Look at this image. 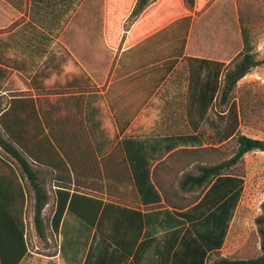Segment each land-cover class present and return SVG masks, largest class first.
I'll list each match as a JSON object with an SVG mask.
<instances>
[{
    "label": "trees",
    "instance_id": "1",
    "mask_svg": "<svg viewBox=\"0 0 264 264\" xmlns=\"http://www.w3.org/2000/svg\"><path fill=\"white\" fill-rule=\"evenodd\" d=\"M82 1L32 0L30 19L12 33H0V94L13 70L31 79L34 87L81 85L79 77L88 78L58 41ZM155 1L107 0L109 43L115 45L121 23L130 12L133 16L142 14ZM211 1L160 0L146 14L158 9L163 21L179 17L188 28L189 11L199 13ZM241 25L244 48L227 66L223 62L200 59L211 65L210 104L219 92L230 98L239 81L264 62L256 58L250 30L242 18ZM42 81L45 83H40ZM81 98L85 100L86 97ZM20 101L30 102L35 108L37 140L35 135L28 137L26 125L13 122L15 104ZM83 113L88 136L100 157V161L95 162L97 167L91 159L84 160L85 166L91 169L88 173H80L74 151L68 149L71 141L58 137L46 115L39 114L35 98L26 92L12 94L8 107L2 108L0 96V146L8 154L0 152V260L18 264L23 257L34 256L28 253L25 241L28 188L23 177L35 194V223L42 234L43 209L50 195L40 183L35 166H43L52 170L58 183L54 190L56 204L52 227L61 231L62 250L58 260L61 264H129L135 249L145 245L152 255H157L161 264H207L209 255L224 246L245 188L244 176L224 170L248 152L264 151V139L240 133L241 108L232 103L227 115L226 138L236 139V155L228 162L204 166L198 175L190 176L195 183L203 185L206 182L210 187L197 204L186 210L163 205V195L152 180V167L180 144L199 141L167 138L160 144L126 138L121 142L105 99L97 92L88 95L86 108L82 106ZM39 130L45 140L39 137ZM130 144L137 150L136 154L130 150ZM115 145H124L127 151L125 166L119 174H112L107 168L110 158L107 153ZM116 176L125 186L114 183ZM92 181L99 185L100 191L107 193L108 200L84 188L90 187L83 185H90ZM139 203L146 205L147 210H142ZM257 222L261 225L262 255L248 260L223 258L221 264H264V216Z\"/></svg>",
    "mask_w": 264,
    "mask_h": 264
},
{
    "label": "crops",
    "instance_id": "2",
    "mask_svg": "<svg viewBox=\"0 0 264 264\" xmlns=\"http://www.w3.org/2000/svg\"><path fill=\"white\" fill-rule=\"evenodd\" d=\"M159 1L156 0L137 16L130 12L121 23L115 45H111L107 33V0H83L60 33L58 41L71 53L88 78L80 76L81 85L45 84L46 86L34 87L31 79L21 71L13 70L1 91V105L2 108L8 107L12 94L20 92H26L35 98L39 114L46 115L58 137L71 141L68 149L74 151L80 173L91 170L87 164L85 166V159H91L95 167V162L100 161L98 151L85 128L86 118L82 114V106L86 108L87 97L93 92L103 95L121 142L126 138L160 144L167 138L192 141L196 139L199 143L180 144L152 167V180L163 195V205L170 209L175 206L179 210H186L197 204L210 187L206 182L203 185L195 183L190 176L198 175L204 166L228 162L236 155L238 148L234 137L226 138L228 111L231 104L238 100L236 97H223L222 92H219L210 104L211 65L200 60L223 62L225 66L231 62L226 39L219 36L217 41L211 40L210 28L213 25L211 27L209 22L200 19L213 11L221 14L227 7L225 4L235 10L236 4L229 0H214L199 16L196 15V10L189 11L191 22L187 28L186 23L181 22L179 17L163 21L162 12L158 9L147 15L149 9ZM31 2L32 0H0V33H12L27 22L30 19ZM212 22H216L214 28L222 23L219 16H215ZM189 58L197 60L190 61ZM82 96L86 97L85 100H82ZM15 105L17 110L13 122L26 125L29 128L28 137L33 138L37 124L33 104L20 101ZM241 129L242 116L239 131ZM42 133L39 130V137L45 140ZM34 139L37 140L36 135ZM116 145L107 153L110 157L107 168L112 174H119L125 166L127 156L124 145ZM131 145L130 150L136 154L137 150ZM0 152L8 155L1 146ZM253 156L250 152L246 153L241 160L224 171L244 176L241 174L244 171L242 162ZM35 169L39 173L42 186L50 195L51 192L43 181L44 176L55 195L54 190L58 188V183L52 170L43 166H35ZM262 169V166H256L253 171L257 173ZM244 178L246 188L249 179L245 176ZM23 179L28 188L25 241L28 253L34 256H25L18 264H61L58 261L62 250L61 231L52 227L56 200L54 198L50 212H47V207L51 200L43 209L45 225L43 233L40 234L35 223V194L26 177ZM114 183L125 186V182L118 176ZM83 186H90L84 188L108 200L107 193L100 191L95 181ZM137 205L142 210L148 208L140 203ZM236 217L237 213L229 233ZM226 242L220 251L209 255L207 264H221L223 258H229L225 252ZM261 255L262 252L257 257L238 259H256ZM157 258V255L150 253L148 245L139 246L131 256L129 264H161ZM0 264L12 262L0 260Z\"/></svg>",
    "mask_w": 264,
    "mask_h": 264
},
{
    "label": "rangeland",
    "instance_id": "3",
    "mask_svg": "<svg viewBox=\"0 0 264 264\" xmlns=\"http://www.w3.org/2000/svg\"><path fill=\"white\" fill-rule=\"evenodd\" d=\"M229 1L236 4L235 10H231L229 5L225 4L227 7L221 14L213 11L208 13L204 19H200V21L209 22L211 27L213 25V28H210L211 40L217 41L219 36L225 38L229 60L232 61L244 48L242 18L250 30L256 58L264 60V0ZM204 10L196 13V15H201ZM215 16H219L222 23L214 28L216 22H212V20L215 19ZM235 97L238 101L234 103L241 108L242 114L240 133L249 137L264 139V62L253 68L239 81L230 99ZM253 152H250L254 155L252 158L244 159L242 162L244 171L241 174L249 179V183L244 188L242 203L225 246L227 256L232 259L257 257L262 252L261 225L257 219L264 216V153ZM247 166L250 168L248 169ZM256 166H262V171L254 172ZM43 181L45 187L51 192L50 205L47 207V212H50L53 208V189L44 176Z\"/></svg>",
    "mask_w": 264,
    "mask_h": 264
}]
</instances>
